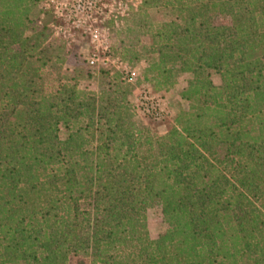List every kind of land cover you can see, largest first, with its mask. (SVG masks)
<instances>
[{
  "label": "trees",
  "instance_id": "obj_1",
  "mask_svg": "<svg viewBox=\"0 0 264 264\" xmlns=\"http://www.w3.org/2000/svg\"><path fill=\"white\" fill-rule=\"evenodd\" d=\"M55 17L0 0V264H264V0H142L123 18L157 83L185 77L163 132L109 68L62 72ZM156 205L169 227L152 237Z\"/></svg>",
  "mask_w": 264,
  "mask_h": 264
},
{
  "label": "rangeland",
  "instance_id": "obj_2",
  "mask_svg": "<svg viewBox=\"0 0 264 264\" xmlns=\"http://www.w3.org/2000/svg\"><path fill=\"white\" fill-rule=\"evenodd\" d=\"M63 3L67 4L68 7L66 9L60 8ZM75 3V0H42V5L46 9L52 10L56 15L55 21L51 23L52 40L58 44L62 42L70 44V54L66 58V64L62 67V72L73 74L71 69L75 67L84 69L90 67L93 69L94 66H90L87 63V59L93 55L98 56L107 62L103 66L110 69V75L121 79L124 83L122 84L124 89H130L128 100L131 105L134 104L139 94L144 90H150L152 95L161 99L167 111L164 120H153L137 111L136 119L139 123L148 125L153 130L163 132L168 123L178 114L179 104L184 103L182 98H180V93L185 88L186 81L184 76H179L171 84L164 85L157 83L146 70L148 64L144 57V50H142V47L146 46V41L144 38L137 40L128 31V28L131 27V21L125 22L123 20L130 12H140L142 0H94L89 14L85 12L75 14L72 9ZM30 4L32 6L28 10V21L24 22L22 27L26 35L38 29V23L34 15L37 7L31 1ZM60 13L63 15L60 16ZM159 19L160 16L158 14H152V20L157 22ZM227 20L226 15H217L215 17L216 22H226ZM110 22L114 25L113 28L120 26V29L116 32L111 27H107L106 24ZM96 38L99 42L95 40ZM92 39L95 40V43H93ZM137 41H139L141 46L138 43H136V47L132 46ZM98 43L99 46L97 47ZM104 46H108V48H104ZM105 58H108V60H105ZM124 66L126 70H130L132 73L131 80L126 77L122 79ZM98 67L95 66V68ZM44 72L48 78H52L54 73L48 67H45L41 73L44 74ZM49 86L50 83L47 82L46 88L51 90ZM79 87L83 90L96 91L98 89L97 75L92 74L89 77L84 74L80 80ZM63 135L64 130L61 131V136ZM168 227L169 225L162 219L160 206L156 205L148 213L149 234L155 237L163 233ZM79 263L78 258H71L68 264Z\"/></svg>",
  "mask_w": 264,
  "mask_h": 264
},
{
  "label": "built area",
  "instance_id": "obj_3",
  "mask_svg": "<svg viewBox=\"0 0 264 264\" xmlns=\"http://www.w3.org/2000/svg\"><path fill=\"white\" fill-rule=\"evenodd\" d=\"M75 1H76L75 5L72 6V9L75 14L79 12L80 13L85 12L86 14H89L94 4V0H75ZM66 7H68L66 3H63L62 6H60L61 9H66ZM59 15L62 16L63 14L60 13ZM95 40L99 42L97 38ZM95 40L92 39L93 43H95ZM98 46L99 43L97 44V47ZM104 48H108V46H104ZM105 60H108V58H105ZM87 63L90 66H99V65H105L107 62H105L103 59H100L98 56L93 55L87 59ZM122 73L124 74L122 76L124 79L126 77L128 80H131L132 73L130 72V70H126L125 66L123 68ZM163 105L164 104L161 101V99L152 95L150 90L142 91L133 104L137 112H140L143 115H147L153 120H162L166 117L167 111L165 110Z\"/></svg>",
  "mask_w": 264,
  "mask_h": 264
}]
</instances>
